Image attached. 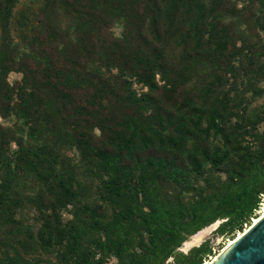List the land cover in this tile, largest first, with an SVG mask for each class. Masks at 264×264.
<instances>
[{
    "label": "trees",
    "instance_id": "16d2710c",
    "mask_svg": "<svg viewBox=\"0 0 264 264\" xmlns=\"http://www.w3.org/2000/svg\"><path fill=\"white\" fill-rule=\"evenodd\" d=\"M20 1L0 0V117L22 127L17 139L0 123V264L38 250L37 231L57 256L43 264H203L209 241L178 253L190 237L252 224L264 0H45L18 44ZM33 211L37 230L21 219Z\"/></svg>",
    "mask_w": 264,
    "mask_h": 264
},
{
    "label": "rangeland",
    "instance_id": "374dc122",
    "mask_svg": "<svg viewBox=\"0 0 264 264\" xmlns=\"http://www.w3.org/2000/svg\"><path fill=\"white\" fill-rule=\"evenodd\" d=\"M44 5H45V0H21L20 3L17 5L15 12H14V19L12 21V35L16 43L21 44L23 40H25V38L31 37L32 27H35V31H37L36 33L39 32L40 29H36V28L39 27V24H40L39 12ZM112 32L115 37L119 38L121 37V34H122V28L116 25L112 29ZM35 38H38L39 41L43 43V33L36 35ZM38 51H39V48H38ZM23 77H24V74L15 69V71L10 73L8 77V82L10 83V85L17 87L19 86V84L22 83ZM133 89L137 90V92L140 94L147 91L146 88H143L141 85L137 83H134ZM254 103L262 104L264 103V98L257 99L256 102ZM0 123L4 126L5 129L11 130L9 131V135H11V137L15 136V138L17 139L19 138L20 135L17 134L16 132L20 130V128L22 127L20 126L17 127L20 124V121H18L15 117H9L6 119H3L2 117H0ZM17 139L13 138L14 141H12L10 144L11 152L17 149V142L15 141ZM263 209H264V200L260 206V210L257 211L256 214L258 215ZM35 215H36V212L33 211V212H30L29 215L27 214L21 219L24 220L25 224L35 225L36 230H37L41 226V224L38 222L37 216ZM18 217L19 216H17V218ZM71 217H72L71 208H69V210H67L64 213V218L69 219ZM224 221L225 220L217 221L219 222V224L216 226V228L212 229V231L208 230L209 228H211L209 226L205 228L203 231L198 233V234L203 233V236H204L202 240L199 242L200 243L199 245L201 246L203 243L209 241L210 245L213 248L212 255L205 258L203 264H205L206 261L212 260V258L217 257L226 248L229 242L239 235V232H237L234 235L233 234H223V235L219 234L218 228ZM247 226L249 225H245L244 230L247 228ZM193 237H190L188 239V242L190 241L192 242ZM145 238L148 241L149 236L145 235ZM35 240L37 243L36 246L38 250H35V249L22 250V261L20 262V264H43V261L57 260V256L55 254H51V253L47 254L45 251H43V249H41L42 248L41 240L38 236V231L36 232ZM185 243L183 246H181V248H179L178 250L179 254L187 255L193 248L200 247L198 245L195 247V245L198 244L196 243V244H193L191 247L187 248L185 246ZM137 251L140 252V250H137ZM5 252H6V249L0 247V257H2ZM11 254L13 255L14 252H11ZM116 263H117V259L115 257L108 260V264H116ZM165 264H177V258L172 257L168 259Z\"/></svg>",
    "mask_w": 264,
    "mask_h": 264
},
{
    "label": "water",
    "instance_id": "95a60500",
    "mask_svg": "<svg viewBox=\"0 0 264 264\" xmlns=\"http://www.w3.org/2000/svg\"><path fill=\"white\" fill-rule=\"evenodd\" d=\"M215 224L219 223L216 222L210 227ZM211 264H264V216L221 252Z\"/></svg>",
    "mask_w": 264,
    "mask_h": 264
},
{
    "label": "bare ground",
    "instance_id": "6f19581e",
    "mask_svg": "<svg viewBox=\"0 0 264 264\" xmlns=\"http://www.w3.org/2000/svg\"><path fill=\"white\" fill-rule=\"evenodd\" d=\"M262 216H264V209H263V210H262V211H261L256 217H253V218H252V224H251L250 226H247V228H246L243 232H240L239 235H238L235 239L231 240V241L229 242V244L226 246V248H225L222 252H224V251H225V250H226L231 244H233V242H234L237 238L241 237L245 232H247L248 229H249L253 224L257 223V222L262 218ZM217 223H219V222H217ZM216 226H217V224H215V226H212V227L209 228L208 230H209V231H212V229L216 228ZM203 237H204V236H203V233H200V234L196 235L195 237H193L192 242H191V241H190V242H186V243H185V246H186L187 248H189V247H191L193 244L198 243V244L195 245V246H197V245L200 244L199 242L202 240ZM183 245H184V244H183ZM215 259H216V257H215V258H212V260H208V261H206L205 264H211Z\"/></svg>",
    "mask_w": 264,
    "mask_h": 264
}]
</instances>
